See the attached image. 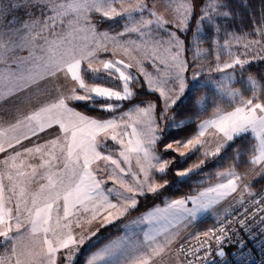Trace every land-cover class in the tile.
Instances as JSON below:
<instances>
[{"label": "snow or ice", "instance_id": "1", "mask_svg": "<svg viewBox=\"0 0 264 264\" xmlns=\"http://www.w3.org/2000/svg\"><path fill=\"white\" fill-rule=\"evenodd\" d=\"M165 2L174 21L158 15L150 0H0V153H7L0 158V264H81L78 257L82 264H168L165 256L180 236L178 225L192 223L241 188L245 176L236 168L245 152L244 163L258 168V179H264V78L244 76L253 61H264V11L246 32L229 24L235 14L226 0ZM117 20L122 31L100 30ZM233 41H243L239 54L231 51ZM118 50L130 60L99 57H115ZM213 73L221 75L212 79ZM206 74L209 79L201 81ZM200 88H209L212 96L196 97ZM125 101L131 106L121 111ZM209 103L211 114L204 119ZM81 104L112 115H88L78 110ZM194 117L199 121L194 135L158 147L166 130L184 129ZM24 141L30 145L22 146ZM169 151L180 162L199 153L198 163L175 174L178 183L200 175L197 186H208L133 220V225H153L142 238L131 232L100 251L82 253L100 228L136 210L139 197L160 194L167 186L157 175L163 179L174 163L164 158ZM225 152L233 153L228 169L203 171L224 160ZM237 204L239 228L231 227L232 220L218 221V228L202 233L206 239L198 233L196 245L179 246L177 257L186 259L176 264H215L212 242L215 255L225 258L226 238L243 257L248 243L240 232L264 251V195L257 198L251 185L243 184ZM94 222L99 228L87 236L74 234Z\"/></svg>", "mask_w": 264, "mask_h": 264}, {"label": "trees", "instance_id": "2", "mask_svg": "<svg viewBox=\"0 0 264 264\" xmlns=\"http://www.w3.org/2000/svg\"><path fill=\"white\" fill-rule=\"evenodd\" d=\"M226 2L228 4V7L235 14V18L233 20L229 21V24L232 27H234L236 30H243L246 32L250 31L252 28L253 20H258L260 18V16L262 15V11H264V0H226ZM110 25H111V27H113V24H111L108 21V22L104 23L101 28H110ZM202 46L206 48L208 46V41L205 40V43ZM185 55L187 58L191 59L192 53H186ZM248 75L254 76L257 80H261V78H264V61L255 60L252 62L251 65H248L247 71L244 73V76L247 77ZM234 85H236L238 88H241V83H238L235 81ZM143 92H144V89L141 90V93H143ZM195 95H196V97H201L204 95H208L209 97H211L212 91H210L209 88H200L195 93ZM249 95H250L249 92H245V98H247ZM140 98L145 99V100L153 99V97H150V96H141ZM125 105L126 104H124V107H125ZM78 110L84 111L88 115L99 116L102 118L109 117L110 115H112L111 113H107V112L101 113V112L96 111V110H89L83 104H81L79 106ZM211 110H212L211 103H209L208 112L203 114L202 118L209 116L211 114ZM171 115H172V113H171ZM180 119H183V117L178 116L177 120H180ZM198 122L199 121L194 117L193 122L190 125H188L186 128L181 129V130H173L171 132V134L166 133L164 141L158 147H160L162 149L163 143H169L172 140H177V139L182 140V139L190 138L192 135L195 134L196 123H198ZM251 143H255V141L253 140V141H251ZM248 147H250V144L249 145H241L242 149H246ZM221 155L225 157L224 160H222L218 164L206 165L205 168L203 169V171L205 173H213L216 170L229 168L231 165V160L229 158L233 155V153L232 152H225V153H222ZM198 157H199V153H196L194 155H191L186 160H183V162H180L181 158L178 156L177 153L171 152V151L166 153L164 155V158H166V159H173L174 158V163L169 166L168 172H167L166 176H164L163 179H160L159 175H157V179L161 183L164 182V180H167V181L176 180V185H174L172 187H169V186L164 187L160 191L159 195L165 194V196H167L169 198H175L181 194L192 193L194 191L193 189H195L197 187L198 183H196V181L198 179H200L201 176L200 175H192L191 179L188 180L187 182L178 183V177L176 176L175 173L177 170L185 169L188 166L193 165L194 163H198L199 162ZM247 158H248V153L245 152V156L242 158L239 167L236 168V171L243 174V175H248L253 171V170H251L252 166L244 163V161L247 160ZM212 178H214V175L212 176ZM251 187H252V191H256L259 188L264 187V179L256 178L252 182ZM156 197H157V195H153V194H148L145 197H141L140 203H139L137 209L132 211L125 218L128 219V218L134 217L135 215H137L138 213H140L146 207L150 206L153 203L163 202V200L161 198L156 199ZM197 225L200 228H202L206 225V222L201 221ZM120 227L121 226L112 227L111 225L103 227L99 231L100 237L96 240L97 242L95 243V245L93 247L97 246L102 241H104V240L108 239L109 237H112L115 234H117L118 232H120V229H121ZM101 233H102V235H101ZM90 245H88L82 251V253L86 252V250L89 251L91 248H93V247L89 248ZM78 259L81 261V264H82L83 257H78Z\"/></svg>", "mask_w": 264, "mask_h": 264}, {"label": "rangeland", "instance_id": "3", "mask_svg": "<svg viewBox=\"0 0 264 264\" xmlns=\"http://www.w3.org/2000/svg\"><path fill=\"white\" fill-rule=\"evenodd\" d=\"M134 2V0H129V3H133ZM150 3H152V4H154L155 5V9H156V12H157V14L158 15H161V16H163L166 20H168V21H174L175 20V16H176V14H175V12H174V10L172 9V8H170V7H168V5L166 4V2H165V0H150ZM111 24H113V27H111V28H104V29H102L101 31H103V30H110L111 31V33L112 34H115L116 32H119V31H122V24L117 20V21H109ZM126 38H128V37H125L124 39H126ZM130 38H132V39H135L136 38V36L135 35H133L132 37H130ZM255 38H259L258 36L257 37H255ZM243 43V41L241 42V44ZM223 44V41H220V45H222ZM241 44H237L235 41H233L232 42V47H231V51L234 53V54H239L240 52H242L243 51V48H242V46H241ZM219 46V45H218ZM109 48H110V50H111V45H109ZM131 55H133V56H136L137 58H140V53H138V52H135V51H133L132 53H131ZM192 56V55H191ZM101 59H123V60H125L126 62H128L129 60H130V57L129 56H126V55H124V53H123V51L122 50H118L117 51V54H116V56L115 57H107V55H103L102 57H101ZM203 59V58H202ZM223 59H227V56H224L223 57ZM248 59H251V56H249L248 57ZM209 60H211V58H209ZM205 66L207 67V62H205ZM132 71L133 72H135L136 70H135V68H133L132 69ZM221 74H219V73H213L212 74V79H215V78H217V77H219ZM141 79H143V78H141ZM201 81H203V80H207V79H209V76L206 74L205 76H202L201 78ZM235 81L236 80H234L233 81V85H234V83H235ZM236 88H238L236 85H234ZM141 90H143V89H136V91L138 92V93H141ZM124 104H126L125 105V107L123 108V109H121V111H124V110H127V108L128 107H130L131 105L129 104V102L128 101H125V102H123V105ZM141 106H144V105H141ZM116 115H119V112L118 113H116ZM169 115H171V113H169ZM105 118H108V117H105ZM206 118H208V116L207 117H205L204 119H206ZM169 123V121H165L164 122V126H165V128H166V126H167V124ZM166 133H167V130H166ZM165 133V134H166ZM206 139H208V140H212V138L210 137V136H208V137H206ZM174 140H172L171 142H173ZM108 144H109V146L110 147H112V148H114V149H118V145H115L114 147L112 146L113 145V142L111 141V140H108V142H107ZM212 143H213V146H214V141H212ZM115 154V153H114ZM166 159V158H165ZM99 164H100V166H103V164H104V162L103 161H100L99 162ZM132 165H133V170H136V171H138V169L136 168V165H135V159L133 158V161H132ZM191 166V165H190ZM190 166H188L187 168H189ZM94 167H95V165H94ZM187 168H185V169H187ZM226 169H228V168H226ZM226 169H221V170H226ZM180 170H184V169H180ZM258 171H259V169L258 168H256L255 170H253L249 175H244L245 176V179L243 180V181H241L240 183H241V188L240 189H238V191L236 192V193H233L231 196H229L227 199H225V200H223V201H221V203L220 204H218V205H216V206H214V209H212V210H209L208 212H205V213H201V214H198V216H197V219L195 220V221H193L192 223H190V224H184V223H182V224H180V225H178V230H179V232H180V236H179V238L176 240V242L172 245V246H174V247H172L170 250H169V252H171V256L172 257H174V259L177 261V259H179L180 260V258L179 257H177V255H176V250L179 248V243H180V241H182L183 239H187V238H189V237H191V238H193V237H195L198 233L200 234L202 231H203V227L202 228H200L197 224H199L201 221H202V219L204 218V217H206V215H208V214H213V216H215V217H221L225 212H227L232 206H234V204H236L237 203V201L239 200V198H240V191H242V187H243V184H252V182L256 179V178H258ZM215 172V171H214ZM128 179H130V178H128ZM179 179V178H178ZM158 180V179H157ZM201 180V177H200V179H198L197 181H196V183H198V181H200ZM158 182H160V181H158ZM218 182V180H217V178L214 176V178H211V180L209 181V183L210 184H215V183H217ZM161 183V182H160ZM163 183V182H162ZM174 185H176V180H174V181H168V183H167V186H169V187H172V186H174ZM108 186H112V184H111V182L109 183L108 182ZM208 185L207 184H205V185H201V186H197L195 189H193L194 191L192 192V193H185V194H181V195H179L178 197H175V198H169V197H167V196H165V194H163V195H157V197H156V199H162L163 200V203H157V204H155V205H153V206H151L150 207V210L149 211H152L154 208H156V207H160V208H163L164 206H165V202L166 201H171V200H173V199H180V198H183V197H185V196H187V195H196L197 194V192L198 191H200V190H203V188L204 187H207ZM162 190V189H161ZM253 192V191H252ZM247 195H245L244 196V198L246 197ZM248 197V196H247ZM140 198L141 197H139L138 199H139V203H140ZM139 205V204H138ZM188 207H191L192 205H191V203H189L188 205H187ZM203 217V218H202ZM138 219V218H137ZM126 221V218L125 217H123V218H121L120 220H117V221H115L113 224H110L112 227H117V226H121L124 222ZM110 225H107V226H110ZM153 226V225H152ZM97 228H99V224L98 223H96V222H94L92 225H85L84 226V228L83 229H80V230H78V231H76V235L78 236L79 235V233L81 232V231H83L84 232V235H88L89 234V232H91V231H95ZM123 228V227H122ZM139 228H140V225H134V227H132V226H130V228H128V230H125V232H124V236L126 235V234H131V232H137V230H139ZM102 228H100V230H101ZM99 230V231H100ZM173 231H175L176 229H172ZM101 235H102V233H101ZM143 235V234H142ZM123 236V237H124ZM100 237V234H99V232H98V234H97V236L96 237H92L91 238V240H88V241H86V243L81 247V252L88 246V245H90L93 241H96L98 238ZM141 237V236H140ZM142 238V237H141ZM90 251V250H89ZM88 251V252H89ZM87 252V253H88ZM86 253V254H87ZM181 256V255H180ZM166 257V256H165ZM168 257H169V254H168ZM168 257H167V259H168ZM182 258V257H181ZM166 259V258H165ZM166 259V260H167ZM183 260V259H182ZM181 261V260H180ZM184 261V260H183Z\"/></svg>", "mask_w": 264, "mask_h": 264}, {"label": "built area", "instance_id": "4", "mask_svg": "<svg viewBox=\"0 0 264 264\" xmlns=\"http://www.w3.org/2000/svg\"><path fill=\"white\" fill-rule=\"evenodd\" d=\"M253 192L256 193L257 198H259V196L264 195V187H261L258 190L253 191ZM249 199L250 198L247 197L245 201L247 202ZM251 211H252V208L249 207V212ZM239 218H242L240 214V206L236 208L235 212L231 211L221 217H215L213 216V214L206 215V217L202 219L203 222H206V225L203 227L204 229L200 233L201 234L200 238L202 240L206 239L205 237H203L202 233H204L205 231H208L209 229L218 228L220 226L218 221H223L226 223L227 220H232L233 224L231 225V227L239 228V225L237 223ZM249 224L253 227V233L258 235L259 229L255 226V222L249 221ZM228 235L231 236L232 233L229 232ZM240 235L244 236L248 243V247L243 250L244 256L241 257L240 255H238V246L235 243H229L226 238L222 245L223 249L225 250L226 257L220 258L215 255V250L217 246L215 242L213 241L212 242L213 252L210 258L213 257L212 261H214L215 264H264V251L261 250L260 243L258 241H253L251 239H248L247 234L244 232H240ZM195 237L191 238L190 242H186L188 238L183 239L182 241H180L179 246L181 244H184L185 249H187L190 246V244L196 245L197 241ZM200 255H203V252H201ZM181 257L183 260L186 259L182 254H181ZM188 258H191V257H188Z\"/></svg>", "mask_w": 264, "mask_h": 264}, {"label": "crops", "instance_id": "5", "mask_svg": "<svg viewBox=\"0 0 264 264\" xmlns=\"http://www.w3.org/2000/svg\"><path fill=\"white\" fill-rule=\"evenodd\" d=\"M102 29H104V28H100V30H102ZM103 55H107V57H113V56H111L110 55V53H99V57L101 58ZM145 66L146 67H148V61H145ZM148 70L149 71H152V69L150 68V67H148ZM29 110V107L28 106H25V111H28ZM49 131V133H51L53 130H48ZM46 134L45 133H41V136H45ZM188 139V138H187ZM181 140V139H180ZM182 140H186V139H182ZM30 145V141H24L23 142V145L22 146H29ZM113 147L115 146L114 144L112 145ZM9 151H13V150H9ZM4 155H7V153H0V158H2ZM239 173V172H238ZM241 174V173H240ZM243 175V174H242ZM249 175V174H248ZM247 176V175H246ZM111 181H109V183H110ZM251 190H252V187H251ZM158 195V194H157ZM246 198H247V196L244 198V200H246ZM161 203H163V202H161ZM155 204H157V202L156 203H153V204H151L150 206H148V207H146L143 211H141L140 213H138L137 215H135L134 217H132V218H128V219H126V221L121 225V229H120V232H118L117 234H115L114 236H112V237H109L108 239H106V240H104V241H102L101 243H99L97 246H95V247H93V248H91L90 249V251L87 253V254H91L92 252H97V251H100L101 249H103L105 246H107L108 244H110L112 241H114V240H117V239H119V238H122L123 236H124V232H125V230H128V228H130V226H132V227H134V225L131 223L133 220H135V219H137V218H139L141 215H144V214H147L148 212H149V210H150V207L151 206H153V205H155ZM239 207V204H234V206H232L227 212H225L223 215H225V214H227V213H229V212H231V211H233V209H236V208H238ZM222 215V216H223ZM203 218V217H202ZM125 225H128L129 227H125ZM123 227V228H122ZM150 227H152V225H149V224H141L140 225V228H139V230H137V234L139 235V236H143L142 234H143V231H146V230H148ZM78 230H80V229H76V231H78ZM76 231H75V233H76ZM74 233V234H75ZM172 247H174V246H171V248ZM170 248V249H171ZM0 251H2V250H0ZM168 254H169V257H168ZM167 257H168V259H167ZM166 259H167V261H168V264H176V260L174 259V257H172L171 256V252H169L168 251V253L166 254V257H165ZM179 258H180V260H181V262H183V260H182V258H181V256H179Z\"/></svg>", "mask_w": 264, "mask_h": 264}, {"label": "water", "instance_id": "6", "mask_svg": "<svg viewBox=\"0 0 264 264\" xmlns=\"http://www.w3.org/2000/svg\"><path fill=\"white\" fill-rule=\"evenodd\" d=\"M223 250H224V249H223ZM224 251H225V250H224ZM212 259H213V257L210 258V260H212Z\"/></svg>", "mask_w": 264, "mask_h": 264}]
</instances>
